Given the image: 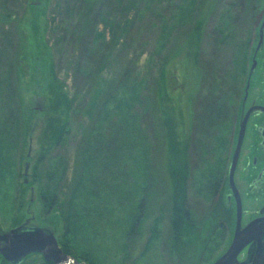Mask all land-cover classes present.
<instances>
[{"label":"rangeland","instance_id":"rangeland-1","mask_svg":"<svg viewBox=\"0 0 264 264\" xmlns=\"http://www.w3.org/2000/svg\"><path fill=\"white\" fill-rule=\"evenodd\" d=\"M107 1L96 8L112 11ZM118 1L113 35L96 18L104 50L91 67L79 68L85 48L93 50L86 27L93 14L71 21L65 6L57 12L58 2L67 0H0V231L27 219L29 226L50 228L61 249L90 258L88 264H211L220 243L209 237L210 227L188 219L184 228L172 229L162 153L170 147L176 159L189 133L191 94L226 71L230 53L253 26L258 0H250L254 18L242 10L233 14L234 39L230 33L219 46L210 33L222 22L220 14L242 0ZM103 17L111 21L112 15ZM74 24L82 33L69 45ZM237 55L242 69L240 49ZM120 121L128 129L125 140L99 158L95 149ZM224 128L204 141L202 162L190 164L197 168L186 204L196 220L209 200L196 189L218 166L209 142ZM0 264L10 263L0 256ZM21 264L51 263L34 253Z\"/></svg>","mask_w":264,"mask_h":264},{"label":"flooded vegetation","instance_id":"flooded-vegetation-1","mask_svg":"<svg viewBox=\"0 0 264 264\" xmlns=\"http://www.w3.org/2000/svg\"><path fill=\"white\" fill-rule=\"evenodd\" d=\"M239 7L242 12L247 7L248 17L251 14L254 18V14L249 12L250 8L253 9L250 0H242ZM255 11L253 26L239 46L243 54L238 59L242 69L236 67L237 57L229 56V65L224 66L229 86L225 114L218 123L209 127L202 139L196 141L195 160L188 153L189 145L183 146L182 163L177 173V205L181 218L178 228H184L188 219L195 227H210L209 237L220 243L216 260L227 251L236 234L247 240L235 260L228 264H264V1H257ZM223 127L225 132L209 142L216 146L218 166L211 178L202 185L199 183L196 189L209 195V200L205 199L208 203L206 213L196 220L186 204L193 177L191 173L197 168H191V162H202L208 135L217 134L216 131ZM186 137L184 135L182 139L184 145ZM166 175L168 183V172ZM167 188L170 194V188ZM26 221L11 228L23 225L50 230L43 226H29ZM180 232L184 231L180 229Z\"/></svg>","mask_w":264,"mask_h":264},{"label":"trees","instance_id":"trees-1","mask_svg":"<svg viewBox=\"0 0 264 264\" xmlns=\"http://www.w3.org/2000/svg\"><path fill=\"white\" fill-rule=\"evenodd\" d=\"M68 2L64 4V2H58L57 4V12L59 11H65L67 12L65 15V17L67 19H70L71 21H81V18L83 16H86L87 13V17L92 16L93 14V18L91 19L92 21H90L89 25H86V27H88V29L90 30V47L93 48V50L90 51V49L85 48L84 50V54H83V58H81V60L78 62V67L79 68H89L91 67V65H89V62L92 60V57L97 56L99 54V52H102L104 50L105 47V32H98L97 31V23L98 21H95L96 18L103 20L102 22H105L104 24L107 25V28H110V32L112 33L114 30V26H115V13L118 11V6L122 5V2L120 1H114L113 3L111 2V0H108L107 2L111 3L113 5L112 11L108 10V7L106 6L105 8L101 7V8H96V3L98 1H102V0H67ZM235 3V0L233 1ZM106 4V2H105ZM239 4H232L230 5V8L227 9V11H225L226 13H221L220 16V20L222 22L221 25H224V29L225 31L223 32L220 29V23H218L216 26L213 28L214 32L210 33V37H213V34L216 33V35L214 34V38L215 40H213L212 42L217 46H219L220 42L222 43H227L228 37L231 33V37L234 39V31H232L233 28V20H234V16L233 14L235 12H241L242 8L239 7ZM63 6L64 9H63ZM247 8V7H246ZM244 8L243 12H247V9ZM112 15L111 21H107L103 15H106V13H109ZM113 12V13H112ZM228 12V13H227ZM242 12V13H243ZM232 15H230V14ZM60 14V12H59ZM115 18H114V17ZM237 16V15H235ZM68 21V20H67ZM66 21V23H67ZM235 21V20H234ZM61 24H65L64 21ZM59 24V26L61 25ZM66 27L67 24H65ZM81 24H74L72 26V28H70V30L68 31V37H66V41H68L69 45H72V43L77 40V38L81 35L82 31L80 28ZM203 26V22L200 20V23L198 22V26L197 29H195L194 31L197 30L198 32V41H200V37H201V29ZM219 27V28H218ZM217 28V29H216ZM226 30H229L228 32H226ZM22 34L20 35V41H19V45H20V55H19V59L21 58V60L23 61L25 56H26V36L25 33H23V31L21 32ZM113 35V33H112ZM194 34H192L189 38H187V44H192V38H193ZM236 42L238 43L239 40L235 39ZM63 41V39L61 40ZM219 42V44H218ZM237 45V44H236ZM188 46V45H187ZM216 46V47H217ZM238 46V45H237ZM89 47V46H88ZM218 49V47H217ZM239 49V48H238ZM238 49L236 50V46L235 49L230 53V57L231 58H235L237 57V53H238ZM222 75L217 76V77H213L210 79V81L205 80L203 82H201V86L200 89L197 91L195 90L191 96H190V106H191V124H190V128H189V133L186 137V144L184 145V141L180 140L179 141V150L176 156V159L173 161V156L171 155V150L170 147L166 148L165 152L163 150L162 153V160H161V170L163 171V174H166V172H168V183H167V187L170 188V202H171V226L172 229H178L179 224H181V218H180V214L178 211V175L176 173V170L179 171L180 170V164L182 163V155H183V146H188L189 145V153H191L192 149L194 150V154H195V150H196V141L198 139H202L204 134L208 133L209 127L212 126L215 123L219 122L220 117L225 114V110H226V101H227V96L228 95V87H227V79H226V73L222 72ZM227 87V89H226ZM68 105V102H64ZM68 107V106H67ZM102 107V104H101ZM100 107V108H101ZM90 109V108H89ZM101 110V109H100ZM89 112V111H88ZM100 112V111H99ZM99 112L96 114L97 116L99 115ZM163 126H165L164 122H162ZM115 126V129L111 132V136L105 137L102 144L97 146V148L95 149L96 152V156L98 155L99 158H103L104 157V153L103 151H108L109 148L115 146L117 147L120 143H122V141L125 140L127 133H128V129L127 126L125 124L124 121H120L119 123H117ZM62 140L61 138H59L58 140L52 142L51 144L47 145L46 149H50L51 145H55L56 143H60ZM177 166L176 169H173L174 166ZM167 177V175H166ZM61 246V245H60ZM65 248V247H64ZM63 249V248H62ZM65 251V253L72 255V256H77V254L75 252H73L71 250V248H65L63 249ZM80 257V256H79ZM82 258V257H80ZM3 259V258H2ZM4 260V259H3ZM83 261L86 262H91L90 258L88 257H83L82 259ZM5 261V260H4ZM22 261V260H21ZM7 262V261H6ZM9 263V262H8ZM50 263V262H49ZM11 264V263H10ZM17 264H21V262L17 263ZM52 264V263H51ZM91 264V263H90Z\"/></svg>","mask_w":264,"mask_h":264},{"label":"water","instance_id":"water-1","mask_svg":"<svg viewBox=\"0 0 264 264\" xmlns=\"http://www.w3.org/2000/svg\"><path fill=\"white\" fill-rule=\"evenodd\" d=\"M240 235V234H239ZM236 234L227 251L213 264H228L235 260L238 251L245 245L243 236ZM247 243V242H246ZM40 254L45 262L52 264H88L65 253L50 230L23 225L0 232V256L11 264L21 262L29 254Z\"/></svg>","mask_w":264,"mask_h":264}]
</instances>
